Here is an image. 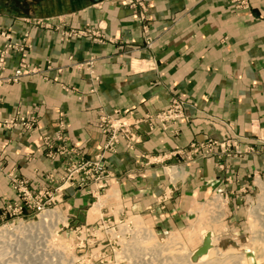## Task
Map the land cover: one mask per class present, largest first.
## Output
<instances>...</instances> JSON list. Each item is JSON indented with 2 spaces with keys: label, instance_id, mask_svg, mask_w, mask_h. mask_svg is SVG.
I'll return each instance as SVG.
<instances>
[{
  "label": "crops",
  "instance_id": "crops-1",
  "mask_svg": "<svg viewBox=\"0 0 264 264\" xmlns=\"http://www.w3.org/2000/svg\"><path fill=\"white\" fill-rule=\"evenodd\" d=\"M248 1L239 8L232 0H147L141 19L125 0H0V25L15 38L28 33L27 59L40 67L0 85V212L16 196L7 168L17 167L33 188L45 183L46 171L62 170L61 159L46 157L41 144L43 132L58 129L60 114L72 141L91 157L106 138L98 126L101 112L131 109L129 119L136 120L165 108L175 95L187 104L174 132L158 124L149 130L141 121L142 138L133 148L121 137L116 151H105L120 199L165 229L180 226L195 204L220 189L230 194L232 209L241 204L252 171L264 169V151L230 157V180L214 156L185 158L177 151L209 136L229 135L242 147L259 141L256 136L264 139V0ZM97 23L101 40L63 36V29ZM18 59L16 51L6 56L7 71ZM17 108L37 111L38 128L2 126ZM157 154L162 162L152 161ZM169 163L181 166V175H167L162 166ZM65 193L71 212L81 213L90 199L73 188Z\"/></svg>",
  "mask_w": 264,
  "mask_h": 264
},
{
  "label": "rangeland",
  "instance_id": "rangeland-1",
  "mask_svg": "<svg viewBox=\"0 0 264 264\" xmlns=\"http://www.w3.org/2000/svg\"><path fill=\"white\" fill-rule=\"evenodd\" d=\"M233 2L235 5V1ZM25 18L28 22L32 20L27 19L30 17ZM40 25L46 28L52 26H54L53 28L58 27L57 24L51 22L48 26L44 23ZM86 26L101 28L99 23H97V25L78 27ZM70 28L72 27L63 29V31L69 30ZM9 31L11 32L10 29ZM27 36L28 34L26 35L25 46H27ZM13 39H15V37H13ZM5 72H7V66ZM176 96L181 95H175L173 97ZM182 98L185 99L184 97ZM186 104L187 101L184 106V115ZM116 110L119 111V114L124 116V118L130 117L129 114L131 113V109L116 108L112 113H106L116 115ZM158 111L146 113L143 117L135 118L136 121H138L137 127L134 125V119H125V121L129 123L130 129H132L136 135L140 136L137 142L142 138V134L139 130L141 121H146L148 123L149 130H152L154 126L158 124L160 127L164 129L169 128V130L174 132L175 128L171 126L163 127L156 119L152 120L147 118L148 115H154ZM100 114L98 116V126L102 131L100 126ZM182 117L173 124H176ZM124 118L122 119L124 120ZM60 119L63 121L62 114L59 115L57 121L58 125ZM63 123L64 126L60 128L59 125L57 130L61 129L66 133L70 142L82 152L85 158H93L97 152L91 157H86L84 150L81 149L76 142L72 141L67 133L66 122L63 121ZM37 128L38 123L36 128L28 131H34ZM56 131H54V133ZM251 131L256 135V129H251ZM102 132L106 135V140L108 138V133ZM45 133L50 135L54 134L48 132H43L41 134L43 153L50 159L59 157L61 159L62 170L57 174L46 171L44 173L45 183L36 188L31 186L29 177L20 174L17 167L12 166L5 171L9 184L15 191L16 196L7 199L11 204L10 209L7 206L6 200L0 212V264H185L184 261H182L185 255H188L189 252H194L196 248L201 245L205 233L210 231L214 234V238L216 237L212 245L213 252L209 256L210 262L218 259L220 260V264H225V260L233 255L232 258L239 259V261L234 264H264L263 189L262 192L256 196L258 190L257 183L259 181L257 175L259 174L263 180L264 169L252 171L250 190L248 189L246 192L248 193L247 196L241 200L242 205L237 203L234 206L235 208L233 207L236 209V212L231 208L230 194L225 192L226 194H223V197H221L214 191L195 204L188 218H186L180 226L165 229L155 224L151 216L144 215L143 212L133 209L130 210L129 207L126 206L127 203H124L120 199L117 186L113 184V179L110 177L103 187H97L92 182H88L85 185L75 183L59 188L62 184L61 177L65 171L63 158L59 155L55 157L46 155V146L42 141V135ZM209 137L221 139L212 136ZM209 137H207L205 141ZM191 143L187 148L178 149L177 152L184 153L185 158H191L193 155H197L198 153L190 152ZM249 144L252 146V152L264 151V143H260L259 141L255 142L254 140V143ZM134 145L129 148H133ZM198 156L200 155L198 154ZM209 156H214L216 159L218 158L216 155ZM152 161L162 162L163 159L157 154L154 155ZM105 163L107 166L106 160ZM176 165L177 163H169L162 167L167 172V175L171 174L174 177L181 174L180 168L173 167ZM13 168L17 171L19 176L27 178L29 188L32 191H37L39 188L45 186L52 194H60L59 198H61V200L57 201L56 198H54V203L47 206V210L30 208V206L24 204L23 199L18 196L17 190L12 187L8 171ZM107 169L112 171L108 166ZM35 170H37V168ZM77 173L81 175V169L78 170ZM47 174H52L55 179L49 181L46 176ZM260 182L264 186V182L259 181V183ZM258 185L260 186V184ZM69 188L90 195V199L86 205L82 207L84 210L81 211V213L71 212L70 210V201L65 193ZM14 201H21L23 206L21 211L13 210ZM48 211H52V214L50 216H44Z\"/></svg>",
  "mask_w": 264,
  "mask_h": 264
},
{
  "label": "built area",
  "instance_id": "built-area-1",
  "mask_svg": "<svg viewBox=\"0 0 264 264\" xmlns=\"http://www.w3.org/2000/svg\"><path fill=\"white\" fill-rule=\"evenodd\" d=\"M233 1H235V6L239 8H247L249 6L248 0ZM125 2L129 7L137 9L138 17L141 19L146 18L147 0H125ZM27 19H32L29 22L31 24L40 25L41 23H44L46 26L50 25V22L45 18L36 17ZM27 34L28 33L25 32L23 37L13 39L12 33L9 29L0 25V85L11 81H18L21 76L40 70V67L27 60V49L25 46ZM66 35H86L95 40H101L103 38V33L101 32L100 27L96 28L94 26L72 27L69 30L63 31V36ZM146 42L147 44H150V40H147ZM12 50L17 51L19 54L18 64L10 71L5 72L6 56ZM86 63L88 66L90 65V61ZM79 65L84 64L79 63ZM185 103V99L181 96L173 97L165 109L158 111L154 115H148L147 118L152 120L156 119L163 127H170L184 115ZM122 118H124V116L120 115L117 110L116 115L101 112L100 126L102 131L108 133V138L104 141L101 150L91 159L85 158L82 152L70 142L69 137L61 129L57 130L53 135L47 133L42 135L43 144L46 146V155L49 157L59 155L63 158L65 171L61 177L62 184L59 188L75 183L85 185L88 182H92L97 187H103L106 185L109 177L113 176V173L107 169L104 152L115 151L121 137L124 138L127 147H132L134 143L140 139V136L136 135L134 131L130 129L129 123L125 121V119L129 118H124V120ZM38 119L39 113L37 111H26L17 108L12 115L5 117L1 123L2 126L6 128L19 125L27 130H31L37 127ZM137 122L138 121L134 120V125L136 127L138 126ZM59 125L60 128L64 126L61 119ZM251 127V129H257L258 123L253 120L251 122ZM257 137L260 143H264L262 137ZM251 151H253V149L249 143H245L242 147L236 138L229 135L221 139L209 137L206 141L192 142L190 149L191 153H198L202 157L216 155L218 157L217 166L223 171L228 180L231 178L229 158ZM173 167L181 169V166L178 165ZM80 169L82 172L81 175L77 173ZM8 176L12 187L18 192V196L23 199L24 204L30 206L32 209L36 208L37 210H45L48 208L47 206L54 203V198H56L57 201L61 200V198H59L60 194H52L45 186L39 188L37 191H32L29 188L27 178L19 176L14 168L8 171ZM46 176L49 181L55 179L52 174H47ZM257 178L259 181L264 182V179L262 180L259 174L257 175ZM259 181L257 183L258 190L256 196L262 192V187ZM258 184H260V186ZM215 192L220 194L221 197H223V194H226L223 189ZM13 204V210H22L23 206L21 201H14ZM7 206L10 209L11 204L9 203V200H7Z\"/></svg>",
  "mask_w": 264,
  "mask_h": 264
},
{
  "label": "bare ground",
  "instance_id": "bare-ground-1",
  "mask_svg": "<svg viewBox=\"0 0 264 264\" xmlns=\"http://www.w3.org/2000/svg\"><path fill=\"white\" fill-rule=\"evenodd\" d=\"M260 184H261V187H262V189L264 191L263 184L261 182H260ZM45 210H47V209H45ZM51 214H52V211L51 212L48 211L44 216H50ZM211 232L212 231H210L208 233H205V236L203 237L204 238L203 240L208 241L207 249L205 251L201 252V253H198L195 250L194 252H189L188 255L186 254L185 257L182 260V261H184L185 264H220V260H218V259H216V261H213V262L209 261L210 260L209 256L213 252L212 251L213 250L212 245H213V243L215 242V239H216V237L214 238V234L211 233ZM232 256H229V259L225 260L226 261L225 264H234L237 261H239V259L237 260L235 258H232ZM177 262H179V261H177Z\"/></svg>",
  "mask_w": 264,
  "mask_h": 264
},
{
  "label": "water",
  "instance_id": "water-1",
  "mask_svg": "<svg viewBox=\"0 0 264 264\" xmlns=\"http://www.w3.org/2000/svg\"><path fill=\"white\" fill-rule=\"evenodd\" d=\"M207 244H208V241L203 240L201 245L196 248V251L198 253H201V252L205 251L207 249Z\"/></svg>",
  "mask_w": 264,
  "mask_h": 264
}]
</instances>
